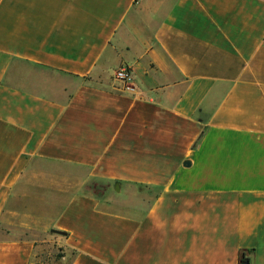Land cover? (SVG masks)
I'll return each mask as SVG.
<instances>
[{
  "label": "crops",
  "instance_id": "crops-1",
  "mask_svg": "<svg viewBox=\"0 0 264 264\" xmlns=\"http://www.w3.org/2000/svg\"><path fill=\"white\" fill-rule=\"evenodd\" d=\"M90 181L130 185L132 214ZM49 242L264 264V0H0V264Z\"/></svg>",
  "mask_w": 264,
  "mask_h": 264
},
{
  "label": "rangeland",
  "instance_id": "rangeland-1",
  "mask_svg": "<svg viewBox=\"0 0 264 264\" xmlns=\"http://www.w3.org/2000/svg\"><path fill=\"white\" fill-rule=\"evenodd\" d=\"M84 175L85 174L80 173L77 174V182L83 179L85 177ZM86 186H90L92 191L91 194L101 198L103 204L108 206L110 210L127 215L132 214V194L135 192H133L130 185H125L121 192L120 190L117 191L118 193H115L112 188L110 190H105L103 183L99 181L87 182ZM144 192L146 194V191ZM60 255H65V259L58 258ZM72 256L73 253L71 250L65 249L61 244L52 242L44 244L36 251V258L38 259L37 261L39 264H69Z\"/></svg>",
  "mask_w": 264,
  "mask_h": 264
},
{
  "label": "built area",
  "instance_id": "built-area-1",
  "mask_svg": "<svg viewBox=\"0 0 264 264\" xmlns=\"http://www.w3.org/2000/svg\"><path fill=\"white\" fill-rule=\"evenodd\" d=\"M114 79L116 82L119 83L120 85L119 90L121 92H126L131 89V86L129 85V81L131 79V73L127 65H120L114 71Z\"/></svg>",
  "mask_w": 264,
  "mask_h": 264
},
{
  "label": "trees",
  "instance_id": "trees-1",
  "mask_svg": "<svg viewBox=\"0 0 264 264\" xmlns=\"http://www.w3.org/2000/svg\"><path fill=\"white\" fill-rule=\"evenodd\" d=\"M53 233H55V234H59V235H66L64 232H61V231H52ZM65 255H60L58 258H62V257H64ZM248 262V259H246L245 257H244V255H242V257H241V259H240V264H246Z\"/></svg>",
  "mask_w": 264,
  "mask_h": 264
},
{
  "label": "water",
  "instance_id": "water-1",
  "mask_svg": "<svg viewBox=\"0 0 264 264\" xmlns=\"http://www.w3.org/2000/svg\"><path fill=\"white\" fill-rule=\"evenodd\" d=\"M185 165H188V163L186 162ZM116 191H118V187H116Z\"/></svg>",
  "mask_w": 264,
  "mask_h": 264
}]
</instances>
